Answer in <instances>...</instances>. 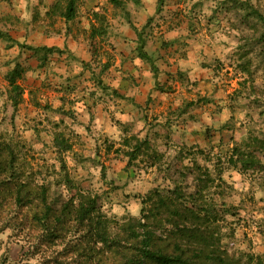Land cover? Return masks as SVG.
<instances>
[{
  "label": "rangeland",
  "instance_id": "1",
  "mask_svg": "<svg viewBox=\"0 0 264 264\" xmlns=\"http://www.w3.org/2000/svg\"><path fill=\"white\" fill-rule=\"evenodd\" d=\"M66 1L25 17L52 44L66 37L61 52H34L0 31V161L15 166L7 183L0 173V264H123L74 229L43 242L34 222L42 189L55 211L80 192L96 196L114 228L169 197L205 224L164 214L152 224L157 248L173 253L182 242L174 223L201 226L214 250L205 262H264V153L254 171L224 160L249 135L264 140V0H164L160 11L158 0H79L71 21ZM16 64L25 72L14 109ZM58 133L71 150H58ZM137 139L146 145L130 163Z\"/></svg>",
  "mask_w": 264,
  "mask_h": 264
},
{
  "label": "trees",
  "instance_id": "2",
  "mask_svg": "<svg viewBox=\"0 0 264 264\" xmlns=\"http://www.w3.org/2000/svg\"><path fill=\"white\" fill-rule=\"evenodd\" d=\"M78 1L79 0L66 1L65 10L62 12V17L65 18L66 21L75 19ZM163 1L164 0H158L157 11L161 10ZM242 4L246 5L247 1L242 2ZM255 11L256 16L261 15L257 10L253 12ZM21 46L23 47V45ZM30 48L34 50V52L38 53V51H45L47 54L53 50L48 47ZM58 50L60 51V49ZM139 55L142 59L153 63L152 58L144 52L142 45L140 46ZM43 56H45V53H43ZM39 61L40 64H43L45 57H40ZM153 70L157 76V68L155 66H153ZM24 72V67L16 64L14 69L7 75L10 89L15 94L10 96L14 109H17L20 103L19 98L23 93V88L18 82L24 77ZM114 94H117L116 90H114ZM54 141L58 150L66 152L72 149V143H70L68 139H65L64 135L61 133L57 134ZM124 145L130 146V140H125ZM145 145L146 140L140 141L137 139L131 151L125 153L126 156L129 157L130 163L137 159ZM259 153H264V140L255 139L253 135H249L241 143L235 144L228 153L224 155V160L228 167L254 171L262 165V159ZM14 168L15 166L13 163L7 162L3 164L0 161V173L6 174L4 182H6L8 178L9 171H13ZM25 187H27V185H21L18 188V196L15 198L18 205L25 204L21 196L22 192L26 189ZM171 204V198L159 195L155 207L151 206L147 210L148 214H144L141 218L133 219L128 223L114 228L113 220L108 218L101 211L96 196L80 192L64 204L62 209L55 211L48 203L46 193L42 189L39 198V205L42 209L40 213L34 215V222L39 229L38 236L40 239H43V242H49L53 245L55 241L65 238L64 234L66 232L74 229L86 242L106 247L107 252L112 253L113 259L122 261L123 264H238L235 261H228L221 256L219 260L214 259L215 263H207L204 261L205 257L211 258V255L214 254V250L209 251L211 247L209 246V235H207L205 231L207 228L202 230L201 226H197L196 230H193L188 227L181 228L178 224L174 223L182 242H175V251L173 253H166L162 249L157 248L156 231L152 228V224L154 223L157 225L162 223L164 214L170 217L171 220L178 218L184 220V222L186 221V223L193 224L194 222H203V224H205V221H202L204 217L200 216L193 209L187 206H184L183 209L174 206V208L171 209ZM183 241H186L187 244L183 245ZM188 244L196 245L192 249V255L190 254V247H187ZM194 252L196 254H194ZM251 259L252 261L254 260V264H264L261 256H254V258L251 257Z\"/></svg>",
  "mask_w": 264,
  "mask_h": 264
},
{
  "label": "crops",
  "instance_id": "3",
  "mask_svg": "<svg viewBox=\"0 0 264 264\" xmlns=\"http://www.w3.org/2000/svg\"><path fill=\"white\" fill-rule=\"evenodd\" d=\"M51 0H0V31L8 33L17 44H22L24 40L30 42L37 48L48 47L56 45L57 49L64 46L66 37L62 39V44H52L49 35H45V27L42 25L34 24L30 19L28 26H25L27 19L25 17L31 13L47 12L50 8ZM32 13V14H33ZM5 35V34H4ZM79 44L76 46V51L80 50ZM77 51V52H78ZM85 53L84 48L81 49ZM30 74L33 75V71Z\"/></svg>",
  "mask_w": 264,
  "mask_h": 264
}]
</instances>
